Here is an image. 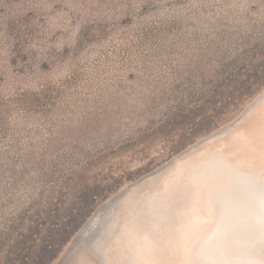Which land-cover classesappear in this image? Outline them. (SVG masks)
Instances as JSON below:
<instances>
[{
	"label": "rangeland",
	"instance_id": "1",
	"mask_svg": "<svg viewBox=\"0 0 264 264\" xmlns=\"http://www.w3.org/2000/svg\"><path fill=\"white\" fill-rule=\"evenodd\" d=\"M263 111L264 0H0V264H208L196 155Z\"/></svg>",
	"mask_w": 264,
	"mask_h": 264
},
{
	"label": "bare ground",
	"instance_id": "2",
	"mask_svg": "<svg viewBox=\"0 0 264 264\" xmlns=\"http://www.w3.org/2000/svg\"><path fill=\"white\" fill-rule=\"evenodd\" d=\"M252 136L259 145L251 148L245 139L236 141L231 153L221 140L196 155L202 162L195 168L204 165V173L212 171L202 177V197L213 220L196 227L201 234L193 257L199 263L264 264V131Z\"/></svg>",
	"mask_w": 264,
	"mask_h": 264
}]
</instances>
